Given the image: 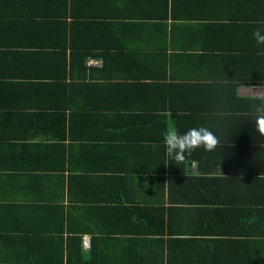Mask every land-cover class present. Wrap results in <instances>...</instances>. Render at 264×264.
Segmentation results:
<instances>
[{
  "label": "crops",
  "instance_id": "crops-1",
  "mask_svg": "<svg viewBox=\"0 0 264 264\" xmlns=\"http://www.w3.org/2000/svg\"><path fill=\"white\" fill-rule=\"evenodd\" d=\"M257 28L264 0H0V264H264ZM179 115L222 147L177 165Z\"/></svg>",
  "mask_w": 264,
  "mask_h": 264
},
{
  "label": "clouds",
  "instance_id": "clouds-1",
  "mask_svg": "<svg viewBox=\"0 0 264 264\" xmlns=\"http://www.w3.org/2000/svg\"><path fill=\"white\" fill-rule=\"evenodd\" d=\"M252 35L257 45H264V29L257 28ZM256 98L262 101L256 107V130L264 136V93L257 92ZM163 142L167 156L177 165L183 163L196 149L213 152L220 143L219 138L207 127H193L181 133L174 125H169L163 132Z\"/></svg>",
  "mask_w": 264,
  "mask_h": 264
},
{
  "label": "trees",
  "instance_id": "trees-1",
  "mask_svg": "<svg viewBox=\"0 0 264 264\" xmlns=\"http://www.w3.org/2000/svg\"><path fill=\"white\" fill-rule=\"evenodd\" d=\"M262 77H264V76H262ZM260 75H256V76H254V81H256L257 79H259V78H262ZM243 99L244 98H238V101H243ZM247 103L248 104H245V105H242L243 107H241V111H243V112H239V115L241 116V117H246V115H248V117H251V118H253V119H256V117H257V112H256V107L257 106H260L261 105V103H262V101L261 100H259V99H251V100H247ZM170 109H172L173 111H175L176 113H177V110L178 109H175V108H170ZM245 111H248V113L247 114H244V112ZM150 117H151V115H149ZM145 117V116H144ZM180 117V115L179 116H176V124H175V127L181 132V133H183V132H185V131H187L188 129H190V128H193V127H199L200 125H198L197 123H194V122H190V121H187V122H181L180 120H182V119H180L179 118ZM193 117V116H192ZM167 118H168V115H161V116H159V119H160V121H161V126H166V121H167ZM208 129H210L211 131H212V128H208ZM213 132V131H212ZM219 138V137H218ZM263 140H264V138H263ZM219 141H220V143H219V145L217 146V148H221L222 147V145H223V142H222V139L221 138H219ZM199 149V148H198ZM195 153H198L197 151L195 152ZM194 152L191 154V156L192 155H194L195 154Z\"/></svg>",
  "mask_w": 264,
  "mask_h": 264
},
{
  "label": "built area",
  "instance_id": "built-area-1",
  "mask_svg": "<svg viewBox=\"0 0 264 264\" xmlns=\"http://www.w3.org/2000/svg\"><path fill=\"white\" fill-rule=\"evenodd\" d=\"M83 244H84L85 246H87V245H88V240H84V241H83Z\"/></svg>",
  "mask_w": 264,
  "mask_h": 264
}]
</instances>
